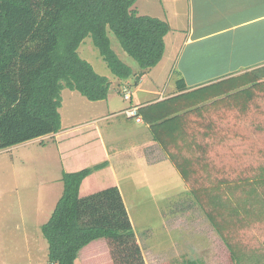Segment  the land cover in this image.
Here are the masks:
<instances>
[{
  "label": "trees",
  "instance_id": "obj_1",
  "mask_svg": "<svg viewBox=\"0 0 264 264\" xmlns=\"http://www.w3.org/2000/svg\"><path fill=\"white\" fill-rule=\"evenodd\" d=\"M136 2L0 0V151L58 133L65 88L108 98L109 78L80 55L87 37L121 80L133 69L112 48L109 30L143 71L159 64L171 26L140 15ZM178 91L136 108L155 140L136 153L155 146L166 153L222 253L237 264H264V66L189 91L185 80L166 88ZM91 172L64 171V194L42 227L50 263L148 264L119 187L80 195Z\"/></svg>",
  "mask_w": 264,
  "mask_h": 264
},
{
  "label": "crops",
  "instance_id": "obj_2",
  "mask_svg": "<svg viewBox=\"0 0 264 264\" xmlns=\"http://www.w3.org/2000/svg\"><path fill=\"white\" fill-rule=\"evenodd\" d=\"M143 2L137 0L134 6L140 15L160 18L171 26L165 37L166 50L159 64L145 71L141 68L133 70L129 79L121 80L108 77L110 68L104 59L93 62L92 58L85 57L98 73L109 78L111 86L108 98L92 101L77 90L65 88L60 108L62 128L58 133L0 151L4 153L22 149L28 153L33 148L31 151L37 153L40 161L43 159L42 163L35 166L39 174L38 181L28 186L31 191L38 189L39 200L54 199L49 198L51 192H48V188L53 187H49L48 180H56L59 186L63 185L57 197L60 200L65 189L64 171H78L81 166L82 169L90 168L98 162H104L111 171L107 181L100 183L97 179L90 180L95 173L93 170L83 181L82 194L84 187L86 191L80 195L86 196L116 184L125 202L126 196L118 178L123 166L132 167L133 162L142 160L146 167L162 168L171 162L166 153L156 150L153 145L154 152L150 155H137L136 150L155 141L154 135L141 117V120L129 117L125 113L127 109L151 105L180 93H166L169 83L176 85L185 80L189 91L264 66V0H156V7L151 8H145ZM187 51L190 53L189 58ZM125 90L131 93V99L123 97ZM76 99L82 101V109L72 112L70 107L77 105L74 103ZM118 117L131 123L119 131V137L114 135L116 140L119 138L121 141L119 144H124L117 145L124 148L119 150L115 144H111L110 134L107 135V141L105 136L108 130L106 132V128H102L104 122L114 121ZM79 118H82V122ZM122 140L128 141L129 145ZM44 151L49 153L45 159ZM96 151L102 153L104 159L96 160ZM81 160L82 165L76 164ZM128 162L131 164L128 165ZM11 163L1 167V188L11 187L14 182L18 185V173L22 171L19 167L10 166ZM72 166H75L74 169H71ZM76 166H80L79 169ZM42 168L45 171L39 170ZM102 184L105 186L101 187ZM138 237L141 242L139 234Z\"/></svg>",
  "mask_w": 264,
  "mask_h": 264
},
{
  "label": "rangeland",
  "instance_id": "obj_3",
  "mask_svg": "<svg viewBox=\"0 0 264 264\" xmlns=\"http://www.w3.org/2000/svg\"><path fill=\"white\" fill-rule=\"evenodd\" d=\"M143 4L145 8L157 5L156 0H144ZM158 4L160 5L159 1ZM109 36L112 48L122 61L133 70L140 69L139 63L124 50L112 30H109ZM79 52L83 58H92L93 62L99 58L103 60L91 36L84 40ZM187 57H190L188 51ZM108 70V77L117 78L110 69ZM122 95L124 97V93ZM74 103L77 105L70 107L72 112L82 109L80 99L74 100ZM79 120L82 122V118ZM126 124L131 125L123 117H118L102 125L106 132L108 130L105 137L110 134L111 144H115L118 150L124 148L117 145L124 144H119L121 141L119 138L116 140L114 135L119 137V131L124 130ZM122 142L129 145L126 140ZM31 149L28 153L22 149L0 153V171L1 167L10 162V166L19 167L22 171L18 173V185L14 182L11 187H0V264H51L49 242L42 227L52 217L63 185L59 186L56 180H48L49 187H53L48 188V192H51L49 198L54 199L37 198L38 189L31 191L28 186L38 181L39 174L35 171V166L42 163L43 159L40 161L37 153ZM95 154L96 160L104 159L99 151ZM47 157L49 153L44 151V159ZM76 164L82 165V160ZM130 164L131 162H128V165ZM143 164L142 160H137L136 163L133 162L132 167L123 166L119 170L118 178L126 196L125 204L130 211L131 222L140 235V243L148 264H186L191 258L197 259L200 264H237L229 255L222 253L221 239L217 231L200 209L174 165L170 162L162 168H150ZM73 167L75 166L71 169H74ZM76 167L79 169L80 166ZM90 168L95 171L90 180L97 179L98 182L104 183L110 176L111 171L104 162H98ZM39 170L45 171L44 168ZM104 186L105 184L101 185ZM85 191L84 187L83 194Z\"/></svg>",
  "mask_w": 264,
  "mask_h": 264
},
{
  "label": "built area",
  "instance_id": "obj_4",
  "mask_svg": "<svg viewBox=\"0 0 264 264\" xmlns=\"http://www.w3.org/2000/svg\"><path fill=\"white\" fill-rule=\"evenodd\" d=\"M123 93L126 99H131L132 95L128 90H125ZM136 110H137L136 107L135 108L133 107L131 109H128L126 113L129 117H136L138 120H141V118L137 116Z\"/></svg>",
  "mask_w": 264,
  "mask_h": 264
}]
</instances>
